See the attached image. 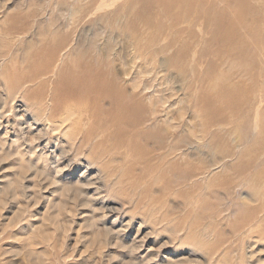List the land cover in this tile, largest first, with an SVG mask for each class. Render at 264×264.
I'll use <instances>...</instances> for the list:
<instances>
[{
  "label": "rangeland",
  "instance_id": "rangeland-1",
  "mask_svg": "<svg viewBox=\"0 0 264 264\" xmlns=\"http://www.w3.org/2000/svg\"><path fill=\"white\" fill-rule=\"evenodd\" d=\"M60 1L0 0V264H264V214L253 215L259 203L248 199V187L254 186L243 181L228 190L221 186L222 163L234 159L208 143L202 133L201 110L189 99V90L194 95L200 91L191 82L194 76L189 65L201 58L188 55L184 66L176 62L174 49H161L165 42L155 38L159 27L155 21L140 27L138 37L144 46L139 53L132 36L119 30L110 34L102 21L90 28L78 25L82 15L75 2L84 5L90 0H67L65 9ZM241 1L244 8L264 7V0ZM112 8L96 7L94 14L104 18ZM262 18L257 16L263 23ZM115 26L119 29L122 23ZM258 32L264 34L262 29ZM64 33L68 47L53 60L49 53L57 49L50 43L56 41V34ZM81 39L95 43L93 54L100 60L108 56L105 67L116 71L122 84L138 93L147 107L155 105L145 128L156 122L163 132L154 134L151 142L168 130L166 144L182 146L176 147L169 160L189 163L187 169L194 172L190 181L176 187L180 182L170 173L161 184L142 180L149 174L159 178L168 170L163 156L169 147L155 150L151 144L145 149L132 142L133 132L113 147L97 132H92L93 144L81 143L80 137L76 145L70 133L47 130L38 115L39 102L42 108L47 106L60 70L77 69L72 65L75 56L69 53ZM49 47L53 48L50 52ZM41 69L49 72L43 76ZM227 70L228 65L223 66L210 79L207 91L212 95L229 97V91L213 86ZM233 81L248 82L240 77ZM93 100L102 102L96 95ZM217 105L225 106L223 102ZM109 109L108 104L103 107ZM222 136L230 144L223 149H238L232 142L238 137L235 129ZM101 138L108 140L105 143ZM172 139L186 141L174 144ZM96 141L105 147L96 146ZM132 152L136 161H152L151 167L158 159L157 170L140 168ZM195 182L198 188L191 187Z\"/></svg>",
  "mask_w": 264,
  "mask_h": 264
},
{
  "label": "bare ground",
  "instance_id": "bare-ground-1",
  "mask_svg": "<svg viewBox=\"0 0 264 264\" xmlns=\"http://www.w3.org/2000/svg\"><path fill=\"white\" fill-rule=\"evenodd\" d=\"M103 2L105 3L101 4L99 0H90L84 5L75 2L77 3L76 8L82 15L78 25L90 28L102 21L107 28L111 29L110 34L119 30L124 35L132 36L136 40V50L143 53L142 45L144 43L138 37L140 36L138 31L141 29L140 27L149 26L155 21L159 24L158 29L155 30V38L165 42L161 49L167 48L166 51L170 48L174 49L177 55L176 62L181 61L183 65L184 58L188 55L201 58L196 65H189L194 76L191 82L194 87L200 89L196 95L189 90L191 92L189 99L196 109L201 110L202 133L208 138V143L220 150L221 154L227 152V156L234 159L230 163H222L223 175L220 184L228 190L238 186L242 181L252 183L254 187H248L251 195V198L248 199H253V201L255 199L259 203L253 208L255 213L253 215L264 214V85L261 84V78L264 77V34L260 35L258 32L260 29L264 31V7L261 6L262 8L259 9L244 8L241 0H104ZM68 3L70 2L67 0H61L59 5L65 9ZM110 6L113 8L109 13L104 14V18L95 16L96 7L105 9ZM258 15L263 17L261 19L263 23L257 19ZM116 23H122V27L118 29L115 26ZM56 36L58 41L56 39L50 44L52 47L55 46L57 52L51 51V53L52 47V49L49 47L50 49L47 51L51 53H49L50 57L57 61L58 53L65 51L68 47L66 45L68 34H56ZM109 42L108 39L106 46L110 44ZM78 43L79 45L69 53L70 56H75L76 62H72V65H75L78 71L74 68L60 70L47 106L42 108V102H39L41 106L38 115L45 120L47 130L53 134L70 133L71 141L76 145L80 137L83 139L81 143L90 142L92 132H97L103 137H107L113 143V147L118 141H126L127 135L133 132L132 142L145 147V149L146 145L152 146L151 144L155 150H165L169 147L163 156L168 170L165 173L162 171L159 178L149 173L147 177L145 176L147 173L144 172L146 178L142 180L152 184H161L164 182L166 173H170L174 174L180 182L176 183V187L184 185L185 181H190L194 177V172L187 169L190 164L185 162L183 165L182 162H170L169 160V156L177 151L176 147L182 146L173 147L166 144L169 138L165 136L170 135L168 130L164 131L165 136L158 137V141L151 142L154 134L163 132L162 127L156 122H150V127L145 128L149 123V114L155 112V105L147 107L138 93L122 84L116 71L113 72L105 67L109 58L105 56L102 61L93 54L94 42L81 39ZM196 44L201 45L202 48H196ZM186 45L190 48H185ZM148 48L151 49L152 46ZM234 49L237 50L236 53ZM47 65L49 66V64ZM227 65V74L216 80L219 82L213 84L219 91L223 89L229 91L228 98H220L207 91V87L210 79L215 76L218 70ZM50 71L52 72V69ZM48 72L41 69L40 74L44 73V76ZM37 76L35 77L38 78ZM234 77L245 78L248 82L247 84L234 82ZM36 78L33 79L36 80ZM30 80L32 81V79ZM95 95L101 97V104L94 102ZM44 98L43 95L39 99L43 101ZM217 102H223L225 106H219ZM107 104L110 109L105 111L103 107ZM94 108L97 110V114L92 115L91 110ZM59 115L61 117L57 119ZM212 127L217 128L213 131ZM231 129H235L238 135L236 139L232 140L235 147H238L236 150L232 147L222 148L230 145L227 144L229 139L222 135ZM142 136H144L145 142H142ZM108 139L103 138L102 140H105L106 143ZM184 140L178 139L173 142L174 144H184ZM90 143L93 144L92 141ZM98 143L100 145L102 143L100 141L96 143V146L100 147ZM104 144L102 145L104 146ZM120 146L119 149H121ZM116 148L114 149L116 150ZM129 151L131 152V150ZM150 152L153 153L152 150ZM217 153L219 152L217 151ZM129 154L127 153L128 156ZM97 158L100 157L97 156ZM224 158L225 156L223 160ZM135 159H137L136 154L133 161ZM140 159L139 161L135 160L140 168L157 170L158 159H154L156 163L152 165L153 167L149 166L152 161L147 164V159L145 164V160L141 162ZM142 159H145V156ZM137 165H134L135 168L132 166L133 169H136ZM132 170L129 173H132ZM198 186V182H195L191 187L198 188ZM210 186H215V182ZM262 219L264 221V217Z\"/></svg>",
  "mask_w": 264,
  "mask_h": 264
}]
</instances>
